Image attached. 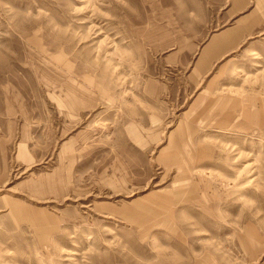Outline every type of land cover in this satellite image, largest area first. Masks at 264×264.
Segmentation results:
<instances>
[{
  "label": "rangeland",
  "instance_id": "rangeland-1",
  "mask_svg": "<svg viewBox=\"0 0 264 264\" xmlns=\"http://www.w3.org/2000/svg\"><path fill=\"white\" fill-rule=\"evenodd\" d=\"M0 264H264V0H0Z\"/></svg>",
  "mask_w": 264,
  "mask_h": 264
},
{
  "label": "crops",
  "instance_id": "crops-1",
  "mask_svg": "<svg viewBox=\"0 0 264 264\" xmlns=\"http://www.w3.org/2000/svg\"><path fill=\"white\" fill-rule=\"evenodd\" d=\"M222 39V38H221ZM220 40V39H219Z\"/></svg>",
  "mask_w": 264,
  "mask_h": 264
}]
</instances>
